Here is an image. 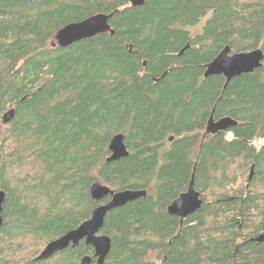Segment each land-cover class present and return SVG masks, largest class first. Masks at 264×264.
Segmentation results:
<instances>
[{"label":"trees","instance_id":"obj_1","mask_svg":"<svg viewBox=\"0 0 264 264\" xmlns=\"http://www.w3.org/2000/svg\"><path fill=\"white\" fill-rule=\"evenodd\" d=\"M98 15L108 31L57 45ZM225 47L261 65L205 77ZM116 135L128 155L108 162ZM192 176L202 203L181 220L167 209ZM96 182L146 193L106 214L103 264H264V0H0V264H95L83 241L36 258L109 201Z\"/></svg>","mask_w":264,"mask_h":264},{"label":"water","instance_id":"obj_2","mask_svg":"<svg viewBox=\"0 0 264 264\" xmlns=\"http://www.w3.org/2000/svg\"><path fill=\"white\" fill-rule=\"evenodd\" d=\"M145 0H130L132 7H141ZM110 16L98 15L79 23L67 25L56 35L55 41L59 46H67L72 43L88 39L109 29L108 19ZM263 55L259 50L247 53H231L228 47H225L216 58L205 67L204 76H224L228 79L242 74L253 73L261 65ZM236 122L229 117L221 118L212 122L210 131L225 132L234 127ZM110 157L108 162L117 161L128 155L124 145V137L116 135L109 143ZM251 178V173L249 179ZM144 191H118L111 190L106 185L94 183L90 187V196L94 201H101L109 197V201L99 205L93 210L91 217L82 223L75 230L66 233L64 236L50 242L36 258V260H45L57 252L68 247H77L80 242L93 248L95 264H103L109 250L110 239L107 236L100 235L99 232L103 226L106 214L116 208L132 202L142 196ZM4 199V193L0 192V226L2 224L1 210ZM202 201L199 194L193 188V176L188 184L187 190L181 193L168 207L170 215L179 217L181 220L193 214L201 206ZM255 242L264 243V234L255 239ZM80 264H91L89 257H83Z\"/></svg>","mask_w":264,"mask_h":264},{"label":"rangeland","instance_id":"obj_3","mask_svg":"<svg viewBox=\"0 0 264 264\" xmlns=\"http://www.w3.org/2000/svg\"><path fill=\"white\" fill-rule=\"evenodd\" d=\"M203 23V22H202ZM202 23L199 25V26H197L196 28H194V29H192L191 31L193 32V33H195V32H198L199 31V29H200V27L202 26ZM263 143V140H257V141H255V146H260L261 144Z\"/></svg>","mask_w":264,"mask_h":264},{"label":"bare ground","instance_id":"obj_4","mask_svg":"<svg viewBox=\"0 0 264 264\" xmlns=\"http://www.w3.org/2000/svg\"><path fill=\"white\" fill-rule=\"evenodd\" d=\"M264 234V233H263Z\"/></svg>","mask_w":264,"mask_h":264}]
</instances>
